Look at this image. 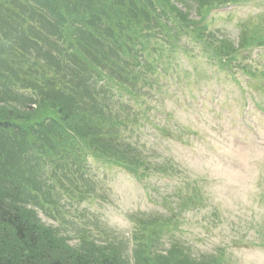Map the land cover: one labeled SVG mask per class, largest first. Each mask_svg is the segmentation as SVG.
Instances as JSON below:
<instances>
[{"label":"rangeland","instance_id":"obj_1","mask_svg":"<svg viewBox=\"0 0 264 264\" xmlns=\"http://www.w3.org/2000/svg\"><path fill=\"white\" fill-rule=\"evenodd\" d=\"M175 1L150 0L153 7L169 10L163 9L162 23L171 29L156 30L159 38L152 41L150 59L160 71V84L151 90L154 96L145 93L149 111L146 116L139 112L145 126L137 128L143 137L132 132L129 114L139 109L116 110L123 120L120 148L130 152L132 143L138 161L149 156L146 170L162 174L148 176L145 188L144 177L115 167L108 157L110 162L90 160L89 173L85 169L69 180L51 177L42 188L56 191L52 200L32 194L41 220L57 227L85 264H102L115 251L117 264H143L145 256L164 264H264V249L256 244L264 230V47L246 48L264 30V0H178L183 6ZM0 7L16 10L13 0H0ZM123 46L129 50L125 63L134 66L139 58L129 43ZM208 50L224 60L241 51L225 63ZM138 72L137 67L121 71V80L130 83L121 86L125 92H115L120 103L108 111L126 106V100L133 105L129 93L142 91L146 78ZM5 147L14 156L24 145L9 141ZM17 157L27 160L26 167L45 162L23 152ZM6 158L3 166L11 178ZM81 241L87 244L80 247Z\"/></svg>","mask_w":264,"mask_h":264},{"label":"trees","instance_id":"obj_2","mask_svg":"<svg viewBox=\"0 0 264 264\" xmlns=\"http://www.w3.org/2000/svg\"><path fill=\"white\" fill-rule=\"evenodd\" d=\"M13 2L16 10L0 7V25L3 26L2 32L8 35L0 54V69L3 68L6 79L0 95V244L3 245L0 264H85L82 253L70 251V245L55 229L41 223L32 204L37 201H30L35 198L32 194L34 191L43 193L51 199L55 190L49 186L43 189L44 181H36L40 168L38 161L26 167L27 160H20L17 155L23 152L32 159L46 157L52 169H64L70 177H74L78 170L86 171L87 156L104 161L108 157L114 158V163L138 169L139 163L132 156L135 153L133 144L130 143V152L119 146L122 139L119 130H123L120 113L125 112L126 106L108 111L110 105L115 107L120 100L112 99L116 91L108 88V84L103 91L98 84L102 78L105 83L113 81L120 86L130 83L128 79L121 80V71L126 72L124 56H129L128 48L121 42L141 43L142 34L121 28L133 24L137 30L139 22L147 17L148 8L144 7L151 6V2ZM129 3L135 4L132 9L128 8ZM174 3L182 4L178 0ZM170 8L176 9L175 6ZM181 15L186 16L187 12ZM150 21L151 18L145 23ZM187 21L194 24L192 20ZM11 31L13 34L9 37ZM60 41L75 42L79 46L73 51H62L57 46ZM141 45L147 46L146 43ZM31 59H36L31 62L37 66L34 74L45 70L50 73L42 77L29 76L27 71L20 74L23 69L18 65ZM17 82L31 95L20 94L19 88L15 87ZM9 141L22 142L24 148L13 156L5 147ZM6 157L12 164L11 178L3 166V161L8 162ZM69 161L80 165L76 167ZM51 174L56 177L58 173L53 170ZM61 175L64 176V172ZM6 178L11 181L8 183ZM84 245V241L79 244L80 247ZM83 252L87 254V250ZM117 254L118 251L105 255L102 264H117ZM158 262L143 257V264H164Z\"/></svg>","mask_w":264,"mask_h":264}]
</instances>
